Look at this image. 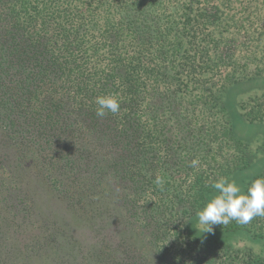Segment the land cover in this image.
I'll return each mask as SVG.
<instances>
[{
	"label": "trees",
	"instance_id": "16d2710c",
	"mask_svg": "<svg viewBox=\"0 0 264 264\" xmlns=\"http://www.w3.org/2000/svg\"><path fill=\"white\" fill-rule=\"evenodd\" d=\"M263 75L264 0H0V264H264L189 226L255 158L225 99ZM102 95L120 111L98 117ZM238 107L264 124V92ZM216 226L264 237V217Z\"/></svg>",
	"mask_w": 264,
	"mask_h": 264
},
{
	"label": "rangeland",
	"instance_id": "374dc122",
	"mask_svg": "<svg viewBox=\"0 0 264 264\" xmlns=\"http://www.w3.org/2000/svg\"><path fill=\"white\" fill-rule=\"evenodd\" d=\"M262 92H264V75L237 82L229 87L226 93V108L231 120L234 136L255 149V158L252 163L244 169L235 171L232 175V178L237 181L244 191L246 185L264 169V124L245 121L239 110L238 101L249 95L260 94ZM38 192L40 194L38 198V210L41 214L45 217L50 216L60 220L65 227L67 226L73 231L75 236L87 241L86 243L88 244L90 242L88 231L92 232L89 224L77 220L73 215L68 214L59 201L46 197L42 194L41 190H38ZM215 194V192L210 193L205 204ZM197 213L189 221L191 232L195 236L212 238L239 248H250L255 253H260L264 256V237H254L248 230L244 229L223 230L216 225L213 226L212 232H203V227L198 223ZM136 240L142 244L141 239Z\"/></svg>",
	"mask_w": 264,
	"mask_h": 264
},
{
	"label": "clouds",
	"instance_id": "9594fccd",
	"mask_svg": "<svg viewBox=\"0 0 264 264\" xmlns=\"http://www.w3.org/2000/svg\"><path fill=\"white\" fill-rule=\"evenodd\" d=\"M96 115L104 117L106 113L116 114L120 111V101L113 95H102L95 99ZM192 161V166L198 165ZM154 183L163 188L165 180L157 175ZM215 195L211 196L204 207L197 213L198 223L203 232H212L214 225H227L233 220L246 225L255 217H264V177L254 179L242 190L234 178L220 177L212 183Z\"/></svg>",
	"mask_w": 264,
	"mask_h": 264
}]
</instances>
